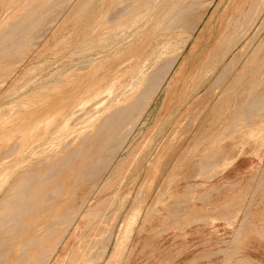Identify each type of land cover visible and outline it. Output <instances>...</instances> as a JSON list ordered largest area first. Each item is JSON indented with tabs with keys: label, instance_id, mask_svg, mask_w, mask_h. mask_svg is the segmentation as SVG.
<instances>
[{
	"label": "rangeland",
	"instance_id": "obj_1",
	"mask_svg": "<svg viewBox=\"0 0 264 264\" xmlns=\"http://www.w3.org/2000/svg\"><path fill=\"white\" fill-rule=\"evenodd\" d=\"M142 69L155 85L117 105ZM166 69L155 95L153 87ZM104 95L108 99L92 109ZM89 107V118L83 119ZM176 114L183 116L174 121ZM95 115L116 119L101 120L107 123L99 135L101 155L108 160L100 157L106 169L98 163L97 178L84 197L79 194L78 205L85 203L81 212L76 203L68 215L75 211L77 218L69 217L62 232L53 234L63 240L52 239L39 258L28 254L23 238L0 228L5 233L0 264H14L13 255L19 254L43 258L44 264H82L92 252L90 241L102 234L101 245L109 246L99 264H107L122 221L132 213L135 227L113 264H175L169 250L183 264H264V0H0V170L16 164L30 144L36 151L12 168L13 181L37 156L45 155L35 159L44 161L64 145L58 155L64 157L70 141L75 149L83 147L82 133ZM203 141L209 143L203 159H183L185 145L203 155ZM219 147L230 160L209 159ZM234 156L245 159L247 170L228 180L223 175ZM191 169L201 172L194 179L204 185L178 190L185 182L181 175ZM213 183L214 188L206 186ZM2 197L1 205L7 200Z\"/></svg>",
	"mask_w": 264,
	"mask_h": 264
},
{
	"label": "bare ground",
	"instance_id": "obj_2",
	"mask_svg": "<svg viewBox=\"0 0 264 264\" xmlns=\"http://www.w3.org/2000/svg\"><path fill=\"white\" fill-rule=\"evenodd\" d=\"M57 1V0H56ZM62 1V0H61ZM67 1V0H66ZM159 1V0H158ZM181 1V0H180ZM155 2V1H154ZM54 3V2H53ZM68 3V2H66ZM157 3V2H156ZM70 4V2H69ZM150 4V3H149ZM111 5V3H110ZM155 5V4H154ZM152 4V6H154ZM178 5V4H176ZM200 6V5H199ZM206 6V5H205ZM110 7V6H109ZM150 7V6H149ZM157 7V6H156ZM172 7V6H171ZM182 7V6H181ZM52 8V7H51ZM68 8V7H67ZM169 8V7H168ZM178 8V7H177ZM201 8V7H200ZM203 8V6H202ZM58 9V8H57ZM109 9V8H108ZM154 9V8H153ZM176 9V8H175ZM119 11V10H118ZM171 11V10H170ZM181 11V10H180ZM146 13V12H145ZM167 13V12H166ZM81 14V13H80ZM115 14V13H114ZM182 14V13H181ZM261 14V13H260ZM113 15V14H112ZM241 15V14H240ZM239 15V17H240ZM12 16V15H11ZM169 16V15H168ZM141 17V16H140ZM165 17V16H164ZM167 17V16H166ZM165 17V18H166ZM113 18V17H111ZM110 18V19H111ZM88 19V18H87ZM167 19V18H166ZM139 20V19H137ZM158 20V19H157ZM162 21V20H160ZM169 21V20H168ZM237 21V20H236ZM256 21V20H255ZM83 22V21H82ZM157 22V21H156ZM238 22V21H237ZM13 23V22H12ZM249 23V22H248ZM246 24V23H245ZM50 25V24H48ZM155 25V24H154ZM132 26V25H131ZM135 26V25H134ZM160 26V25H159ZM128 28V27H127ZM133 28V27H132ZM251 29V28H250ZM43 32V31H42ZM165 32V31H164ZM249 32V31H248ZM152 34V32H151ZM150 34V35H151ZM44 35V34H43ZM157 35V33H156ZM102 36V35H101ZM90 37V36H88ZM106 37V36H105ZM143 37V36H142ZM141 37V38H142ZM150 37V36H149ZM157 37V36H156ZM237 37V36H236ZM104 38V37H103ZM161 38V37H160ZM42 40V39H41ZM89 40V38H88ZM113 40V39H112ZM141 40V39H140ZM97 41V40H96ZM93 42V41H92ZM150 43V42H149ZM148 43V44H149ZM143 44V43H142ZM87 45V44H86ZM145 45V44H144ZM132 46V45H131ZM142 46V45H141ZM141 46H139V48H141ZM135 47V46H134ZM137 47V45H136ZM135 47V48H136ZM141 52V51H140ZM139 53V52H137ZM151 53V52H150ZM139 55V54H138ZM81 56V55H80ZM112 56V55H111ZM137 57V56H136ZM91 58V57H90ZM146 58V57H145ZM174 58V57H173ZM140 59V58H139ZM166 59V58H165ZM163 60V61H166V60ZM170 59V58H169ZM168 59V60H169ZM176 59V58H175ZM167 60V61H168ZM171 60V59H170ZM143 61V59H142ZM172 61V60H171ZM171 61L169 63H171ZM136 62V61H135ZM139 62V60H138ZM137 65H140L141 67V64H138ZM162 62V61H161ZM159 62V63H161ZM166 63V62H165ZM168 63V62H167ZM173 63V62H172ZM95 64V63H94ZM164 64V63H163ZM131 65V64H130ZM129 65V66H130ZM157 65V64H156ZM160 65V64H159ZM162 65V64H161ZM171 65V64H170ZM134 66V65H133ZM146 66V65H145ZM164 66H166V68L168 69L167 65L165 64ZM139 67V69H140ZM161 67V66H160ZM163 67V66H162ZM169 67H172L169 66ZM136 68V67H135ZM138 68V66H137ZM136 68V70H137ZM157 68V67H155ZM153 68V69H155ZM164 68V67H163ZM161 68V70L163 69ZM131 69V68H129ZM152 69V68H151ZM165 69V68H164ZM165 70L162 72V75L158 76V78L160 79V81H158L157 85L153 87V94H157L158 91L161 89V86H162V81L164 80V82L166 81L165 79L167 78V74H168V71L169 70ZM172 69V68H171ZM170 69V70H171ZM144 70V72L140 73V77L138 78V81L136 83H132L130 85L126 84L124 81H122L126 86L127 88L125 87V89H128V91L124 94V95H119L118 96V103L117 105H120L121 104L123 105L124 103H128L129 101L132 100V98L134 96H136V94L139 93L140 95V92H142L143 90L147 89L148 88H151L152 85H155L153 81L150 80V82H148L149 80H147V73L145 71V69H142V71ZM131 71V70H130ZM135 71V70H134ZM153 71V70H151ZM159 71V70H158ZM170 72V71H169ZM152 73V72H150ZM154 73V72H153ZM158 72L154 73V74H157ZM161 73V72H160ZM159 73V74H160ZM132 74V73H131ZM135 75V74H133ZM132 75V76H133ZM151 75V74H150ZM138 76V75H136ZM157 76V75H155ZM152 77H154V75H152ZM150 78V77H149ZM128 79V78H127ZM156 79V77H155ZM124 80V79H123ZM154 80V79H153ZM174 80V78H173ZM122 83V85H123ZM156 83V82H155ZM121 84V83H120ZM122 85H119V86H122ZM118 86V87H119ZM123 90V91H124ZM147 90H145L147 92ZM143 94V93H142ZM150 94V93H149ZM152 94V92H151ZM148 95V94H147ZM138 96V95H137ZM136 96V97H137ZM150 96V95H149ZM142 97V96H141ZM146 97V96H145ZM139 98V97H137ZM147 98V97H146ZM108 99L107 96L104 95V97H102L100 100L96 101L92 106L91 108H95V106L99 103H102L104 101H106ZM136 99V98H135ZM142 99V98H141ZM148 100V99H147ZM260 100V98H259ZM142 100H140L141 102ZM256 101V100H255ZM136 102V101H135ZM137 103V102H136ZM142 103V102H141ZM140 103V104H141ZM144 103V101H143ZM133 104V103H132ZM139 104V105H140ZM258 104V103H257ZM263 104V103H262ZM131 105V104H130ZM138 105V104H137ZM133 106V105H132ZM143 106V105H142ZM124 107V106H123ZM135 107L137 108V106L135 105ZM90 108V107H89ZM87 109L86 111H84V116H83V119H87L89 118V113L90 111L92 110L91 108L90 109ZM116 108V107H115ZM135 108V109H136ZM127 109V108H126ZM134 109V110H135ZM139 109V108H138ZM137 110V109H136ZM135 110V111H136ZM111 111H113V108L111 109ZM110 111V112H111ZM109 112V113H110ZM116 112V111H115ZM114 112V113H115ZM108 113V114H109ZM118 113V112H117ZM115 113V114H117ZM107 114V115H108ZM112 114V112L110 113ZM119 114H121L119 112ZM114 115V114H112ZM111 116V115H109ZM121 116V115H119ZM115 117V115H114ZM128 117V116H127ZM104 118V117H102ZM102 118H99L97 115L91 117L89 120L90 121H95L94 123H92V126L91 127H88L87 130L85 132H83L82 134L84 135V138H83V141L85 140V145L82 147H78V149H75L73 147H75V145L72 144V141H70V145L66 148L68 149L66 151V153L63 155L64 157H61L58 156L60 153L62 152H65V147L64 145L57 150L53 151L52 152H49L47 156V158H45V160H40V161H37L39 159H37L38 157H42V156H45V155H42V156H37L35 157L34 159H32L30 162H29V165L27 166H30V165H34L33 167H30L29 169H27V171L25 172V174L22 175V177L20 178L19 176H17L18 180L16 181H13L14 179V171L15 169L13 170L12 168L13 167H20L23 165V160H24V156L28 153V154H33L32 151L34 148V146L32 144H30L29 146H27V149L25 150H22L24 151L23 152V155L20 157V160L16 163V164H13L11 163L10 166H5L2 170H0V198L4 195V192L6 190H8L9 192H5L6 196L5 197H2L3 199H6L7 200L5 202L2 203V208L3 209H0V211L2 210V218H4V221H5V227L2 225L0 226L1 229H3V231L5 233H9L8 236L10 237V233H14V237L15 238H23L22 241L23 243L25 244V250L27 251L28 250V254L30 255H34L36 254L39 258V254L41 251H44V249L46 250V248L48 247L49 244H52V241L53 240H56V238H54L58 233V231H61V227L63 225H66L65 221H67L66 219H68L69 217H73L75 218V211L74 214L72 215H68L69 213H71L72 210H74L76 208V206L78 205V203L81 201H79V194L83 193V190L87 189L88 188V185H90V183L92 182V180H95L97 178V174H98V167L99 164L101 165V163H99L98 161H100L99 159L102 160V158H100L101 156L104 155H101L102 154V143H101V138L99 139V135L101 134V132L104 130V129H107V128H104L105 125L107 124L106 123V120L105 122L104 121H101ZM108 119L109 117H105L104 119ZM99 119V120H97ZM103 119V120H104ZM113 119H116V118H112L111 117V120ZM118 119V118H117ZM122 119V117H121ZM126 119V118H125ZM128 119V118H127ZM131 119V118H130ZM97 120V121H96ZM110 119L107 120V122H110L111 121ZM100 121H101V124H100ZM122 121V120H121ZM103 122L105 123L103 125ZM112 123V122H111ZM117 123V122H116ZM109 124V123H108ZM119 124V123H118ZM98 125V126H97ZM111 125V124H110ZM121 126V125H120ZM110 129H111V126H109ZM113 127V126H112ZM119 127V126H118ZM117 127V128H118ZM114 128V127H113ZM112 128V129H113ZM109 130V129H108ZM118 130V129H117ZM114 131V130H112ZM111 132V131H110ZM104 133V132H103ZM82 134H80L77 138H75L73 140L74 141H77L79 139L82 138ZM95 136V135H98V138L95 136V138H92V136ZM103 135V134H102ZM108 135V134H107ZM109 136V135H108ZM90 138V139H88ZM111 140V139H110ZM113 140V139H112ZM121 141V140H120ZM103 142V140H102ZM107 142V141H106ZM109 143V142H107ZM110 146V145H109ZM112 146V145H111ZM22 147V146H21ZM71 148V149H70ZM107 148V146H106ZM23 149V148H22ZM12 151V150H11ZM22 151H20L22 153ZM111 151V150H110ZM56 152V154H55ZM3 154V153H2ZM55 154V155H54ZM107 154V152H106ZM105 154V155H106ZM109 154V153H108ZM107 154V155H108ZM1 155V154H0ZM112 154H110V157ZM2 156V155H1ZM60 159H59V158ZM103 157H107V156H103ZM1 159V158H0ZM35 159H37L35 161ZM104 159V158H103ZM35 162H34V161ZM106 160V159H105ZM107 160H108V157H107ZM106 160V161H107ZM64 161V164H60V166L58 167L56 164L58 163H61ZM104 161V163L106 162ZM114 161V160H113ZM16 162V160H15ZM42 164H40V163ZM54 164L53 166V170L51 172V170H49L48 172L46 173H43V171H46L47 167L51 164ZM99 163V164H98ZM98 164V165H97ZM106 164V163H105ZM107 165H108V162H107ZM2 166V165H0ZM26 166V167H27ZM104 166L101 165L100 167ZM110 166V165H109ZM105 167L108 168V166L105 165ZM1 168V167H0ZM24 169V168H23ZM103 169H106L104 167H102V170ZM23 171V170H22ZM25 171V170H24ZM106 171V170H105ZM24 173V172H22ZM21 173V174H22ZM101 173H103V171H101ZM100 173V174H101ZM16 174V173H15ZM56 174H57V177H56ZM53 177V178H52ZM98 184V182H97ZM94 186V185H93ZM92 186V188H94ZM30 191V192H29ZM86 191V190H85ZM29 192V193H28ZM84 195H82L83 197L85 196L86 193H83ZM91 195V194H90ZM81 197V196H80ZM83 199V198H82ZM3 200L0 199V203L2 202ZM79 201V202H78ZM85 202V201H84ZM77 203V205H76ZM108 203V202H107ZM5 204H6V207L7 208H10V209H6L4 208L5 207ZM85 205V203H83ZM99 204V203H98ZM125 204V203H124ZM159 204V203H158ZM84 205H81V206H77V208L75 209L76 210V213H80L81 212V208L84 206ZM25 206H29L28 210H22L23 207ZM102 206V205H101ZM79 208V209H78ZM5 210V211H4ZM98 210V209H97ZM121 210V208L119 209V211ZM92 211V210H91ZM72 212V213H73ZM88 213V211H87ZM130 214V213H129ZM72 217V218H73ZM89 217V215H88ZM103 217V216H102ZM115 217V216H114ZM117 217V216H116ZM115 217V218H116ZM136 217V213H132L131 215H129L126 219H124L122 221V224L120 226V229H119V238L117 240V244L115 246V250L113 252V256L111 257L110 261L107 263V264H113V262L116 260L118 254L121 252L126 240L129 238L130 234L132 233L135 225H132L135 221H134V218ZM1 218V217H0ZM77 218V217H76ZM75 218V219H76ZM84 218V216H83ZM70 219V218H69ZM132 219V221H131ZM138 218H136L137 220ZM2 220V219H0ZM74 220V219H73ZM85 220V219H84ZM117 220V219H116ZM69 222L71 221L68 220ZM78 221V220H77ZM103 221V220H102ZM112 221V219L110 220ZM138 221V220H137ZM1 222V221H0ZM3 222V220H2ZM68 222V225L69 224H72V223H69ZM74 222V221H73ZM109 222V221H107ZM116 222V221H115ZM109 224V223H107ZM75 225V224H73ZM90 226V225H88ZM60 227V228H59ZM71 228V226H69ZM69 227L66 226L67 230H70L68 229ZM85 227H87V225H85ZM85 227H82L85 228ZM105 227V226H104ZM107 228V227H106ZM111 228V227H110ZM118 228V227H117ZM60 229V230H58ZM91 229V228H90ZM89 229V230H90ZM94 229V228H92ZM109 229V228H108ZM113 229V227H112ZM77 230V229H76ZM87 231V230H86ZM0 231V234L4 235L5 233ZM62 232V231H61ZM66 232V230L64 231L63 230V233ZM82 232V231H81ZM80 232V233H81ZM88 232V231H87ZM110 232V230H109ZM67 233V232H66ZM65 233V234H66ZM83 233V232H82ZM86 233V232H85ZM92 233V232H91ZM111 233V232H110ZM55 236H54V235ZM63 234V236L65 235ZM69 234V233H68ZM101 234V233H100ZM105 234V233H104ZM108 234V233H107ZM1 235V237H3ZM62 235V234H61ZM103 235V234H102ZM101 235V236H102ZM54 236V237H53ZM76 236V235H75ZM81 236V235H80ZM86 236V235H85ZM100 236V237H101ZM104 236V235H103ZM57 237V236H56ZM60 237V236H59ZM73 237V236H72ZM99 237V238H100ZM5 238V237H4ZM63 237H60L59 239L60 240H63L62 239ZM97 238V237H96ZM99 238L96 240L94 238L93 241H90L91 244H90V247H91V250L92 252H89L90 254L88 255V257L86 256L85 259H83V262L82 264H91L93 261L96 262L95 264H99L101 259L106 255L107 253V249H108V244L107 246H105V244H103L105 247H103V245H101V239H103V237L99 240ZM111 238V237H110ZM53 239V240H52ZM59 239H58V243L59 242ZM72 239V238H71ZM76 239V238H75ZM78 239V238H77ZM87 239V238H86ZM85 239V240H86ZM89 239V238H88ZM109 239V238H108ZM106 239V240H108ZM21 240V239H20ZM51 240V242H50ZM110 240V239H109ZM22 241H19V242H22ZM103 241V240H102ZM7 242L9 243L10 240L7 239ZM84 242V241H83ZM86 242V241H85ZM104 242V241H103ZM102 242V243H103ZM106 242V241H105ZM6 243V244H8ZM55 243V241H54ZM109 243V242H108ZM23 244V245H24ZM88 244V242H87ZM53 245V244H52ZM51 245V246H52ZM55 245V244H54ZM60 245V244H59ZM71 245V244H70ZM84 245V243H83ZM83 245H82V248H83ZM6 245H4L5 247ZM16 246V245H15ZM22 247V244H20L18 246L17 244V247ZM50 246V249L52 248ZM58 246V245H57ZM62 246V245H61ZM75 246V245H74ZM22 247V248H24ZM21 248V249H22ZM55 248V247H54ZM53 248V249H54ZM49 249V250H50ZM24 250V249H22ZM21 250V252H22ZM56 250V249H55ZM82 250V249H80ZM89 250V249H88ZM90 250V251H91ZM5 252V251H4ZM50 253V251H48ZM54 252V250H53ZM27 253V252H25ZM5 254V253H4ZM23 254V253H22ZM52 255L54 253H51ZM77 254V253H75ZM74 254V256H75ZM80 254V253H79ZM88 254V253H87ZM20 255V254H19ZM19 255H13L15 256L14 259V264L16 262V264H29L28 262L31 261L32 259L34 260V258H32L31 260H27L25 255L18 257ZM30 255L28 257H30ZM43 255V254H41ZM40 255V256H41ZM12 256V255H11ZM12 256V257H13ZM56 256V254H55ZM7 257V256H6ZM22 257V258H21ZM52 257V256H51ZM50 256L47 258V256L45 258L47 259H50L51 258ZM66 257V255H65ZM63 257V258H65ZM5 258V256H4ZM11 258V257H10ZM25 258V259H24ZM41 258V257H40ZM2 259V258H1ZM12 259V258H11ZM12 259V260H13ZM42 260H38L39 262L43 261L42 264H44V261L45 259L41 258ZM46 259V261H47ZM53 259V258H52ZM75 259V257H74ZM6 260V258H5ZM10 260V259H9ZM27 260V261H26ZM11 261V260H10ZM18 261V262H17ZM35 261V263H34ZM32 263L33 264H39L37 260H34ZM50 261V260H48ZM8 263V262H7ZM30 263V264H32ZM3 264H6L3 263ZM9 264H11L9 262ZM46 264V263H45ZM50 264V263H49ZM61 264V263H60ZM66 264V263H65ZM79 264V263H78ZM93 264V263H92Z\"/></svg>",
	"mask_w": 264,
	"mask_h": 264
},
{
	"label": "crops",
	"instance_id": "obj_3",
	"mask_svg": "<svg viewBox=\"0 0 264 264\" xmlns=\"http://www.w3.org/2000/svg\"><path fill=\"white\" fill-rule=\"evenodd\" d=\"M215 107H217V105H215ZM181 113H183L185 110L182 109L180 110ZM181 116H183V114H176L175 118H174V121L178 120ZM219 140H216L214 143L215 145H218L219 143ZM200 144H203L202 146H200L199 148V154H203V155H199V156H195L193 155L194 153H190L189 151H186L188 150V148L185 146H183L182 150L183 152H181V154L183 155V159H189V160H195V159H203L205 157V155L207 154V150H208V144L207 142L203 141V143H200ZM210 147V146H209ZM212 148V146H211ZM221 148L219 147L218 148V151H216L215 155L212 157V156H209V159H218V160H223V159H231V155H229L230 153L227 152L226 155H224V152H222L220 150ZM217 150V148H216ZM237 156H234L233 158H236ZM245 159L243 158H239L237 157L236 159V162L235 164L233 165V167H230L228 169V171H226V173L223 175H227L229 176L228 180H232L231 178L232 177H235L233 180H235L237 177H241L242 175H244L245 171L247 170L246 169V164H245ZM201 175V172L199 171H194V170H189L185 173H183L181 175L182 179H185V182H183L182 184H180V191H186V190H190V191H194V190H199L200 188L199 187H202L204 184H202L201 182L199 181H195L194 177H198ZM222 176V177H223ZM188 180V181H187ZM202 181V180H201ZM215 181V180H214ZM203 182V181H202ZM206 186H210L211 188H214L215 185L214 183L211 184V185H206ZM177 190V189H176ZM177 220H179L181 222V215L175 217ZM180 224V223H179ZM170 253H166V255H174L175 256V264H183V260L181 258H178V254L177 252H173L172 250H169Z\"/></svg>",
	"mask_w": 264,
	"mask_h": 264
}]
</instances>
